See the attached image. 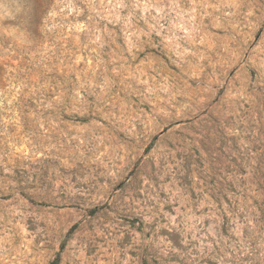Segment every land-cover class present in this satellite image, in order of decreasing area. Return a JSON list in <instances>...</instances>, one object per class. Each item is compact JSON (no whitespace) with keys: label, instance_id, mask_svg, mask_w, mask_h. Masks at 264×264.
<instances>
[{"label":"rangeland","instance_id":"rangeland-1","mask_svg":"<svg viewBox=\"0 0 264 264\" xmlns=\"http://www.w3.org/2000/svg\"><path fill=\"white\" fill-rule=\"evenodd\" d=\"M264 264V0H0V264Z\"/></svg>","mask_w":264,"mask_h":264},{"label":"trees","instance_id":"trees-1","mask_svg":"<svg viewBox=\"0 0 264 264\" xmlns=\"http://www.w3.org/2000/svg\"><path fill=\"white\" fill-rule=\"evenodd\" d=\"M51 264H58V261L57 260L53 261Z\"/></svg>","mask_w":264,"mask_h":264}]
</instances>
